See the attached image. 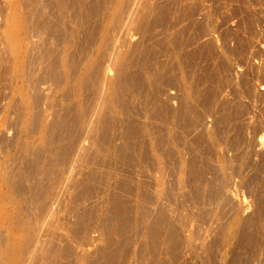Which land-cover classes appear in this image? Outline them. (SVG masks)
<instances>
[{
    "label": "rangeland",
    "instance_id": "374dc122",
    "mask_svg": "<svg viewBox=\"0 0 264 264\" xmlns=\"http://www.w3.org/2000/svg\"><path fill=\"white\" fill-rule=\"evenodd\" d=\"M0 1V150L3 149L0 170L4 171L11 162L5 159L23 136L25 104L22 95L13 89L16 83L8 74L11 61L4 40L1 41V34L6 31L1 11L5 6L1 8L3 0ZM95 1L86 0L89 8L84 27H88L78 34L82 39L77 45L80 53L75 58L76 64L85 57V47L87 55L95 50L97 25L104 21L110 2ZM142 2L132 12L131 22H126L128 48L122 47L130 49L128 53L132 55L123 77L125 80L134 74L137 77L131 87L126 85L132 90L125 86L118 89L120 98L114 112L117 116L112 112L114 115L107 117L104 136H92L88 130L74 126L77 125L74 121L65 123L73 114L71 93L62 94L59 83L55 85L44 76V63L34 68L38 87L32 92L39 99L36 108L52 113H47L54 126L48 135L50 140L54 139L47 140L56 142L58 136L54 133L59 134L57 139L62 144L69 134L75 136L67 155L73 162L74 183L62 196V204H53L63 236L54 240L56 245L49 258L38 250L29 264H43L46 259L44 264L57 261L56 264H81L82 250L88 252L86 264H264V0ZM45 11L47 7L43 8ZM34 35V41H54L46 34ZM84 38L92 40L88 46ZM47 43L46 47H56ZM107 63L104 60L102 66ZM108 66L111 74H115ZM146 70L148 78L141 75ZM92 89L85 97L89 106L87 118L91 113L88 101L92 100ZM50 97L54 103L49 107ZM35 126L24 135L35 138L38 129ZM63 126H67L66 130ZM72 131L75 132L71 135ZM78 141L86 154L81 157L76 148ZM32 153L26 158L32 168L24 190L32 186L36 193L25 192L22 209L25 216L31 215L38 201L34 173L48 160L42 151ZM158 153L159 158L155 157ZM14 156L19 162L15 151ZM52 158L57 165L63 164V155ZM160 175L164 189L159 193ZM118 201L128 205L120 217L115 215L117 206H113ZM9 209L0 204V224L7 223L2 215L8 214ZM63 209L68 213L63 214ZM236 218L240 219L236 234L225 237ZM7 224L1 227V243H7L14 234ZM62 240L65 241L60 244Z\"/></svg>",
    "mask_w": 264,
    "mask_h": 264
},
{
    "label": "bare ground",
    "instance_id": "6f19581e",
    "mask_svg": "<svg viewBox=\"0 0 264 264\" xmlns=\"http://www.w3.org/2000/svg\"><path fill=\"white\" fill-rule=\"evenodd\" d=\"M87 1H90V0H87ZM96 1H97V3H98V1L100 2V0H96ZM108 1H110V2H109L107 10L105 12V18L103 16L101 17V19L104 18V21L102 20L103 22L100 25L96 24L97 26H99V28L97 27L98 28V32H97L98 37H97V40L95 41L96 42V46L94 47L95 50L93 49L94 50L93 53L90 50L91 54L89 53V55H87L88 52L85 51L86 50L85 48H87V47H85L84 48L85 50L83 49V51H84V53L85 52L86 53L85 54L82 53L85 55V57L83 59H79L82 61V62L80 61L81 62L80 64L75 63V58H78V57H76L77 53H78V55L80 53V51L77 50V45L80 43L79 42L80 39H82V38H80V39L78 38V34L80 33L81 29H83L84 23H86L85 22L86 21V14H87L86 11L89 8V5L86 2V0H3L2 3H4V4L1 3V8L3 6H5V7H3V9L4 8L5 9L1 10V11L4 12V13L2 12L3 19H4L3 21L6 24V29H5L6 31L1 34V36H2L1 41L4 40V42H3V43H5L4 49H6L5 51H7L8 55H9V59L11 61L10 67L7 68L9 73L7 71L6 72L9 74V76H11V78L13 77L12 79H14L13 81H15V83H16L14 85V87L12 86L13 89L22 95V96L21 95L20 96L23 98V101L25 104V106H24L25 107V113L23 116L24 118L22 117L23 118V122H22L23 128L21 126V128H22L21 131H23V136L22 137L20 136L21 138H19L17 140V142L15 144V148L13 147L14 151L17 152L19 155V157H18L19 159L17 158V160H19V162H16V159L14 160L15 156H14V151H13L11 153V156L9 155V157L5 159V161L11 160V162L9 161L10 164L8 163L7 168L4 171H3V169L0 170V185L3 186V190H0V204L1 203L5 204V205L9 206V208H11V209H9L10 211L8 214L5 213V215L3 214L2 216L4 219L7 220L8 224L6 222H5V224H7V226L10 227L9 229H12L14 231V234L7 241V243H5L6 241H4V243L2 242L3 243L2 244L0 241V264H29L30 260L34 257V255H37L38 250H40L39 253L42 252V255L48 256V258L50 255H52V249H54V247L56 245V244L53 245L54 240L57 238V236L58 237L63 236L62 231L59 229V227L57 225L58 215H57V212L54 211L56 208L55 209L53 208V204L61 202L62 196L65 193L70 191V189L74 183L73 173H72V163L73 162H71L70 160L67 159V155H68V148L70 147L71 144L73 145L75 142V140L73 138L75 136H73L72 133L75 132L76 130L70 132L72 136H69L70 134L68 131L67 134H69V135L65 138V141L63 142L64 144L63 143L60 144L59 143L60 141L58 142L59 134H55V133H54V135H56L55 137L58 136L57 137L58 139L56 138L57 141L56 142L53 141L52 143L49 142V141L54 139V138L52 139V137H51V140H50L49 139L50 135H48L54 126H53L52 121H49L50 118H49L48 114L51 110L50 111H47V110L39 111L36 108V106H37L36 102H38L36 100H39V99H36L37 96L35 95V93L33 94V92H32V89H34L37 85V83L35 85V76L33 73L35 66L37 67L38 64L43 65V63H44L45 64V72H44L45 75L44 76H46V77L48 76L49 81H50V79H52L54 81L55 85L58 82L59 83L58 84V86H59L58 90H59V92H62V94L65 91H69L71 93V98H72L73 107H74V108H72L73 114L71 113L72 115L68 116V117H70V119L65 120V123L68 124L69 122L74 121L73 123L77 124V125L74 124V126H77V128H79L80 130H82V129H84V131L88 130V132L92 136L100 135V134H102L104 136V134H103L104 130H105L104 122L106 121L109 114L112 115L114 112H116L115 106H116V103H118V97L120 96V95H118L119 94L118 89L123 88L124 86H125L124 87L125 89H126V87L128 89H131L130 87L132 86V83H135V80L137 77V75H135V74H134V76H132L130 78L131 80L130 79L125 80V78H124V77H126L124 75H126L125 69H126V66L128 65V62H129L128 59H130L129 56L132 57V55H129V53H128V52L131 53L130 49H128L129 50L128 51L127 49L126 50L122 49V47L125 46L128 48L127 44H128L129 39L127 37L126 22H128V23H129V21L131 22L132 12L135 11V8H138V6H140L143 3L142 2L143 0L142 1L141 0H108ZM92 4H94V2H92ZM101 5H103V4H101ZM90 6H92V5H90ZM144 6H145V4H144ZM44 7H47L48 11L43 12ZM152 10H154V9H152ZM97 13H99V12H97ZM139 14H137V15H139ZM126 19H128V21ZM137 19H138V17H137ZM139 19L141 20V18H139ZM99 21H101V20H99ZM93 23H94V21H93ZM93 25H95V24H93ZM85 27L87 28L88 26L85 25ZM125 29H126V35H125ZM34 33L37 36L39 34L40 37L42 34L52 36L53 40H54L53 43H54V45H56V47H54V48L53 47L49 48L48 46L46 47V44L48 45L47 42H49L50 44H53L52 41L50 42L49 40L47 42L43 41V40L40 41L37 39L34 41V39H33V36H35ZM125 36L127 37V40H125ZM128 36H129V33H128ZM88 38H89V36H88ZM92 38H93V36H92ZM86 39L84 38L83 41L85 42V44H87L86 46H88V44L92 40H90V39L86 40ZM88 41H89V43H88ZM39 43L41 45H39ZM81 43H82V41H81ZM35 44H38V45H35ZM78 48L82 51V49H81L82 47L79 46ZM87 50H88V48H87ZM9 59H8V61H9ZM104 60L108 61V63L111 65V68L114 70L115 74H111L108 63H107L108 65L102 66V62H104ZM37 68H36V70H38ZM142 70H144V68ZM31 71H32V73H31ZM147 72H149V71L146 70L145 72H141V75L143 73L142 76L148 78V76H150V75L147 74ZM44 80H45V78H44ZM132 80H134V81L132 82ZM54 83H53V86H55ZM126 85H129V86L131 85V86L128 87ZM51 86H52V84H51ZM37 87H38V85H37ZM91 87L94 89V91L92 92L93 93L92 95L90 94L92 97V98L91 97L90 98L92 100L89 99L91 101H88L91 104L90 105L91 106L90 107L91 113H90L89 117L87 118L86 114L88 113V107L89 106L87 107L85 97H86L87 91L89 89H91ZM49 88L51 89L52 87H49ZM55 92H56V90H55ZM20 96H18V97L20 98ZM187 96H186V99L189 98V96L188 97ZM47 101H48L47 105H49L48 103H50L49 107L52 105L51 103H54L52 97H50V99H47ZM102 107L104 109H102ZM105 108H106V111L104 112ZM21 109H23V108H21ZM115 119H116V117H115ZM63 123H64V121H63ZM35 124H37V127L36 126L35 127L38 128L36 137L35 138L26 137L24 135V133L31 130ZM67 126H65V127L67 128ZM61 127L59 128L60 130L65 129L64 126H63L64 128H62V129H61ZM144 129H148V128H144ZM56 133H58V131ZM28 134L30 136V133H28ZM80 134H81V132H80ZM77 135H79V134H77ZM62 136H64L63 131H62ZM97 139H100V138L98 137ZM82 141H83V139H82ZM152 147H154V146H152ZM76 148H77V151H78L80 157L83 155H86L84 153V148H83L81 141L77 142ZM156 148H158V147H156ZM1 150H3V149L1 148ZM1 150H0V152H1ZM35 150H39V151L44 152L45 155H47L48 160H47V162L45 160V162H46V163L44 162L45 165L42 164L43 166H41L34 173V174H36L34 176V177H36L35 178L36 183H34L33 186L36 184L35 188L38 191V193H37L38 194V201H37L36 206H34L32 204V201H30L31 204L34 206V208H32V212H31L30 216H27L28 214L25 216V214L22 213L23 212V210H22L23 206H25V204L23 205V203L25 202V199L27 197V193H25V192H29L32 188V186H30L31 188L29 190H28V188H27V191L24 190V188H25L24 185H26L27 184L26 181L29 180V178H28L29 173L28 172H30L31 171L30 169L32 168L30 166V164L27 162L26 158L28 157V155L30 153H32ZM154 150H156V149H154ZM7 152H9V151H7ZM154 152H156V151H153V153ZM3 154H4V152H3ZM59 154L63 155V159H64V161L61 160L63 162V164L61 166H59V164L57 165V162H55L52 158L53 156L59 155ZM0 155H1V153H0ZM32 155H33V153H32ZM158 155H159V153L155 157L159 158L160 155L159 156ZM89 158H90V156H89ZM43 159L44 158H42V160ZM125 159H126V157H125ZM223 162L224 161L222 160L221 165H223ZM160 166L161 165H159V170L161 173V167ZM191 167H192V165H191ZM181 168H184V167H181ZM96 172H97V170H96ZM165 172H167V171H165ZM157 178H158L157 179V181H158L157 182V191H159V193H160L161 191H163L164 186H163V183L161 180V175ZM90 181H91V179H90ZM83 182H84V178H83ZM30 183L31 182H29V184ZM74 185L76 187V184H74ZM84 185L86 186V184H84ZM84 185H82V186H84ZM125 185H126V183H124V186ZM82 186H81V189H82ZM89 187H90V185H89ZM32 190H34V189H32ZM35 193H36V191H35ZM35 193H34V196H35ZM73 195H74V193H73ZM69 196L71 197V194ZM33 197H32V200H33ZM65 200H67V199H65ZM62 202H61V204H62ZM122 202L123 201H118V203H119V204L117 203L118 205H113V206H117V207H115V212L117 214H115V213L114 214L119 216V217L122 216L123 211H125L124 209L127 208L125 206H128L127 204L125 205V203H122ZM61 204L59 205L60 208H62ZM75 208L77 209L78 205ZM75 208H73V210ZM65 209H67V208H65ZM65 209H63V211H62V213L64 212L63 214L68 213V211L65 212ZM61 217H63V215ZM64 217H66V216L64 215ZM83 218H84V220L86 219L85 217H83ZM62 219H64V218H62ZM85 221H87V220H85ZM235 221L236 222L231 224L230 229H228L227 231L225 230L226 231L224 234L225 237L226 236H228V238L231 236L233 237L236 234L237 226H239V224H240V219L236 218ZM72 222L74 223V221H72ZM0 223H1V219H0ZM66 223L68 224L71 222H66ZM73 223H71V225H73ZM131 223H133V222H131ZM5 224L3 223V225H5ZM59 224H61V223H59ZM83 224H86V223L83 222ZM1 225L2 224H0V233H1V227L3 228V225L2 226ZM65 226L66 225L64 224V227ZM71 227L73 228V226H71ZM71 227H70V229H71ZM60 228H61V226H60ZM82 228L83 227H81V229ZM65 229L67 231H69L68 230L69 228L67 229V227H66ZM88 229H89V227H88ZM4 231H6L5 228H4ZM110 231H111V229L109 230V232ZM118 231H120V230H118ZM150 231H151V233H153L152 228ZM2 233H3V231H2ZM63 233H64V231H63ZM154 233H155V231H154ZM160 233H162V232H160ZM78 234H80V233L78 232ZM150 237H152V236H150ZM158 237H160V234ZM92 239H94V237ZM64 241L65 240H62L61 242L59 241V243L61 244ZM59 243H58V245H59ZM94 244H96V243H94ZM149 244H150V242H149ZM62 249H64V248H62ZM67 249L69 250L70 248H67ZM54 253H56V255H57V252H54ZM86 253H88V252L84 253L82 250V254L80 256V263L81 264H86V261L88 258V257H86ZM71 254H72V252H71ZM113 256L114 255H112L110 258H112ZM53 258H54V256H53ZM53 258H52V260H53ZM110 258H109V261L111 260ZM38 260H39V258H38ZM46 260H45V262H46ZM35 262H36V260H35ZM45 262H43V264ZM57 262H54V263L56 264ZM46 264H48V263H46ZM115 264H116V262H115Z\"/></svg>",
    "mask_w": 264,
    "mask_h": 264
}]
</instances>
